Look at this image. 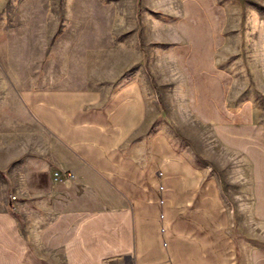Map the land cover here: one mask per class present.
Returning <instances> with one entry per match:
<instances>
[{
  "label": "crops",
  "instance_id": "0c3cea01",
  "mask_svg": "<svg viewBox=\"0 0 264 264\" xmlns=\"http://www.w3.org/2000/svg\"><path fill=\"white\" fill-rule=\"evenodd\" d=\"M81 55L0 66V264H264V126L215 128L212 158L141 66Z\"/></svg>",
  "mask_w": 264,
  "mask_h": 264
},
{
  "label": "rangeland",
  "instance_id": "374dc122",
  "mask_svg": "<svg viewBox=\"0 0 264 264\" xmlns=\"http://www.w3.org/2000/svg\"><path fill=\"white\" fill-rule=\"evenodd\" d=\"M88 48L95 61L110 53L116 64L141 66L148 92L189 142L209 143L212 158L232 154L215 128L264 126V0H0L8 74L21 79L34 66L41 79L44 57L75 66Z\"/></svg>",
  "mask_w": 264,
  "mask_h": 264
},
{
  "label": "built area",
  "instance_id": "2783aa9c",
  "mask_svg": "<svg viewBox=\"0 0 264 264\" xmlns=\"http://www.w3.org/2000/svg\"><path fill=\"white\" fill-rule=\"evenodd\" d=\"M66 176L68 178H74L75 177V173H74V171H69V172H67ZM12 198H15V196H12Z\"/></svg>",
  "mask_w": 264,
  "mask_h": 264
},
{
  "label": "water",
  "instance_id": "95a60500",
  "mask_svg": "<svg viewBox=\"0 0 264 264\" xmlns=\"http://www.w3.org/2000/svg\"><path fill=\"white\" fill-rule=\"evenodd\" d=\"M127 260H128V257H124V262H127Z\"/></svg>",
  "mask_w": 264,
  "mask_h": 264
}]
</instances>
